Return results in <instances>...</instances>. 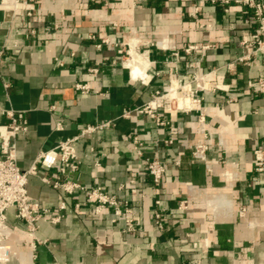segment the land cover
Instances as JSON below:
<instances>
[{
	"label": "crops",
	"instance_id": "0c3cea01",
	"mask_svg": "<svg viewBox=\"0 0 264 264\" xmlns=\"http://www.w3.org/2000/svg\"><path fill=\"white\" fill-rule=\"evenodd\" d=\"M0 9L13 12L0 20V125L9 122L6 110L24 113L28 131L16 144L19 168L36 164L28 193L49 211L60 201L66 206L58 225L38 223L36 235L46 242L34 250L10 208L9 244L18 259L0 264H264V172L254 171L252 155L264 147V96L248 86L264 76V53L238 61L251 50L242 44L256 28L251 10L233 4L224 12L208 0H0ZM188 45L198 49L186 52ZM132 53L146 67L137 77L128 66ZM170 79L199 86L198 103L182 101L191 111L159 109L164 124L134 111ZM77 83L89 89L81 92ZM200 112L210 170L191 154ZM106 121L75 142L80 167L67 176L126 202L132 230L113 206L96 214L84 192L54 188L59 168L37 163L41 151ZM154 155L166 163L157 185L146 172ZM183 199L188 207L178 210Z\"/></svg>",
	"mask_w": 264,
	"mask_h": 264
},
{
	"label": "built area",
	"instance_id": "2783aa9c",
	"mask_svg": "<svg viewBox=\"0 0 264 264\" xmlns=\"http://www.w3.org/2000/svg\"><path fill=\"white\" fill-rule=\"evenodd\" d=\"M213 5H218L224 12H228L231 5L240 4L252 11L256 22V28L249 38L243 39V45H249L251 50L249 54L238 58V61L244 62L250 59L252 54L258 52L264 53V6L260 0H208ZM198 9L191 12L190 15L195 17ZM99 46V45H97ZM209 45H204L202 48H208ZM197 45H188L185 48L186 52L197 50ZM3 50L0 49V58ZM90 72L95 73L96 69L91 68ZM198 77V76H197ZM197 77H195L197 83ZM201 77V76H200ZM143 80V79H139ZM249 88L254 92L264 96V76H259L248 82ZM199 88L197 85L196 90ZM76 89L81 92H86L89 89L87 84H76ZM196 90H191L190 87L180 84L176 79H170L166 89L157 91L152 95V98L147 103L139 108H135L136 113H145L154 118L157 124H164V121L159 117L158 110L164 111H183L189 112L192 110L191 105H181L180 102L185 98H189L193 103H198L200 99L193 96ZM6 115L9 118L7 124L0 125V262H7L12 258L18 259V255L11 248L9 240L14 229L8 224L7 211L14 208L15 216L26 224V235L30 236L29 245L32 250L39 243H45L46 240H41L37 237L36 231L40 221L48 222L52 225H58L64 218L62 211L65 209L64 201H60L56 210L49 211L41 206L40 202L31 199L27 184L28 176L35 172L36 164H33L27 170H21L17 164V144L16 138L20 134H25L28 131L27 118L22 111L6 110ZM131 112H124V115H129ZM110 121L88 124L81 129V132L73 137L60 140L56 147L41 151L37 156V163L50 168L58 167L62 177L57 178L52 183L56 189L63 191L66 194H74L77 191H82L85 194L86 200L94 203V212L99 214L104 207L110 205L115 208L114 214L118 218H124L127 222V230L133 229L134 216L127 203H120L114 195L105 193L100 186L87 188L80 182L70 179L67 176L68 172H75L80 167V158L75 148V142L84 135L95 132L96 130L108 127ZM205 115L199 113L197 119L198 133L200 139L194 142L191 147L192 157L197 161L205 163L208 170L209 164L206 161L207 151L210 147L205 130ZM55 129L62 130L63 125L60 121L55 122ZM133 147L140 154L139 140L137 136L133 137ZM171 142V141H169ZM253 169L257 173L264 172V147H255L252 150ZM176 164L179 160L175 161ZM166 171L165 161L157 155L146 160V172L154 184H159ZM46 182L47 178H43ZM130 182H133L131 180ZM122 186H120L121 188ZM135 191V189H132ZM75 208L79 207L75 203ZM188 207L186 199L180 200L178 210H184ZM246 211L245 207L240 208V213ZM164 220L162 213L157 211L154 213V221L156 227L160 230L164 229ZM34 256V255H32Z\"/></svg>",
	"mask_w": 264,
	"mask_h": 264
},
{
	"label": "bare ground",
	"instance_id": "6f19581e",
	"mask_svg": "<svg viewBox=\"0 0 264 264\" xmlns=\"http://www.w3.org/2000/svg\"><path fill=\"white\" fill-rule=\"evenodd\" d=\"M133 49V48H132ZM131 50V49H130ZM132 51V50H131ZM130 53V52H129ZM147 61V60H146ZM127 63V62H126ZM128 66H130L131 67V69H132V72H133V75L134 76H139V75H137V74H139V72H142L141 70H143V68H146V67H144L145 66V63H144V61H143V59L141 58V56L140 55H138V54H135V53H132V56H131V58L128 60ZM146 66H147V64H146ZM142 74H144V71H143V73ZM130 75H132V73L130 74ZM141 75V74H140ZM142 76H144V75H142ZM145 77V76H144ZM198 77H200V76H198ZM197 77V78H198ZM200 85H201V83H200ZM202 87V86H201ZM182 101H190L191 102V100L189 99V98H185L184 100H182ZM182 101L180 102V104L181 105H183L182 104ZM27 237L28 238H30V236H28L27 235ZM14 251L16 252V254L18 255V252H17V250H15L14 249Z\"/></svg>",
	"mask_w": 264,
	"mask_h": 264
},
{
	"label": "water",
	"instance_id": "95a60500",
	"mask_svg": "<svg viewBox=\"0 0 264 264\" xmlns=\"http://www.w3.org/2000/svg\"><path fill=\"white\" fill-rule=\"evenodd\" d=\"M12 10L10 9H7V10H1L0 9V20H3V19H9L12 15Z\"/></svg>",
	"mask_w": 264,
	"mask_h": 264
},
{
	"label": "rangeland",
	"instance_id": "374dc122",
	"mask_svg": "<svg viewBox=\"0 0 264 264\" xmlns=\"http://www.w3.org/2000/svg\"><path fill=\"white\" fill-rule=\"evenodd\" d=\"M11 1H14V2L18 3V1H20V0H11ZM124 57H128V54L124 55Z\"/></svg>",
	"mask_w": 264,
	"mask_h": 264
}]
</instances>
